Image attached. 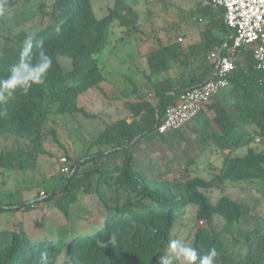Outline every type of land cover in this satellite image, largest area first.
I'll return each instance as SVG.
<instances>
[{"label": "trees", "instance_id": "trees-1", "mask_svg": "<svg viewBox=\"0 0 264 264\" xmlns=\"http://www.w3.org/2000/svg\"><path fill=\"white\" fill-rule=\"evenodd\" d=\"M95 1L113 7L99 18ZM156 1L176 17L153 21L146 33L132 0H0V264H161L191 206L207 222L193 238L198 257L215 249L214 264H264V226L250 228L257 206L224 192L211 197L228 182H264L257 44L241 49L229 85L198 115L161 133L167 108L215 77L218 60L209 57L224 56L237 33L213 0H188L189 8ZM117 29L128 42L139 45L138 34L151 42L134 59L141 65L115 56L100 65ZM154 140L171 162L181 155L177 173L154 157ZM61 154L69 171L46 178L43 169ZM213 157L220 167L201 168ZM40 205L56 212L53 231L17 218ZM232 231L244 253L231 248Z\"/></svg>", "mask_w": 264, "mask_h": 264}, {"label": "rangeland", "instance_id": "rangeland-1", "mask_svg": "<svg viewBox=\"0 0 264 264\" xmlns=\"http://www.w3.org/2000/svg\"><path fill=\"white\" fill-rule=\"evenodd\" d=\"M132 5L135 6L136 10L138 11L140 15L141 22L143 24L142 29L148 33L150 31V27L153 23V21H167L168 19L174 16V11L167 12L163 9V4H161L159 1H147V0H132ZM191 2L188 0H172L170 3V6H179L180 8H189L191 6ZM93 6L96 10V15L99 18H103L106 13H108L109 8L113 7L112 1H95L93 2ZM164 24V23H162ZM191 31L194 33V39L198 38L197 31V24L194 22L190 26ZM118 38V40H117ZM139 40V45L136 44V42H128V37L124 34L122 29L115 30V33L112 35V40L109 46L107 47L106 51H104L102 54L98 55L99 63L100 65L106 64L110 62V59H116L117 57L120 60H127L132 62V64L137 63L141 65L140 60H134L136 57H139V49H142V52H149L151 51V42H148L147 44L143 45L141 44V39L146 40L144 35L138 34L136 37ZM115 40L118 41L119 44L116 46ZM143 46V47H142ZM112 54V55H111ZM112 56V57H111ZM115 56V57H114ZM110 64V63H109ZM131 64V63H130ZM112 67L116 68L119 71H123L125 67H122L120 64L112 65ZM13 145V144H12ZM11 145V146H12ZM153 147L152 151L155 152L154 157L158 159L159 164L162 165L163 168H166L169 166V168H172L173 173H177L178 169L180 168L178 162L181 158V155H175L176 159L174 161H170L173 158L171 155V151L166 149L167 147L163 144H160L158 140L153 141ZM79 147V145H76V148ZM240 154H246V150H242L239 152ZM61 159L56 162V164L43 169V173L45 174L46 178H50L55 175L64 174L67 172H64L65 165L67 162L63 161L65 159L64 155H60ZM139 158L141 160H145L146 164L153 163V158L149 156V153L143 152L140 154ZM183 159V158H182ZM211 162L209 165L210 167H220L222 165V159H217L215 157L206 159L204 158L200 166L201 168H208V166L205 164L207 162ZM70 162V161H69ZM170 162V163H169ZM71 164V162H70ZM172 176H169L171 178ZM226 193L227 195L232 196L233 198H239V200L244 201L246 203H250L253 205H256V214H258V218L256 220H253L251 223L250 228H254L257 225L264 226V182L255 180V181H247V182H241V183H231L228 182L224 188L223 191H220L218 189L214 190L211 193V197L214 201H217L223 194ZM33 196H29L27 198H32ZM82 208V205H78L77 207ZM195 210L196 208L194 206L190 207V211L188 214L180 219V221L177 224V227L175 229V234L173 239H178L182 244L187 245L191 248H193V238L195 237V233L201 229L207 226V222L198 220L195 216ZM23 216L25 221L27 222L28 226H33V219H38L39 221H43L45 226V231H53L56 226V212L47 210L42 205L38 206L32 213H26L22 214L19 213L17 218H20ZM7 220H12V218L7 217ZM216 230L220 233L224 232L225 223L221 219H217L215 222ZM229 237L230 246L234 250H241L243 253L245 250L237 245L233 244L232 239L235 237H240L235 233V231H232V233H226ZM235 234V235H234ZM167 256H173V251L168 248L167 250ZM59 264H68L65 260V258H61L59 261ZM179 264V262H177Z\"/></svg>", "mask_w": 264, "mask_h": 264}, {"label": "built area", "instance_id": "built-area-1", "mask_svg": "<svg viewBox=\"0 0 264 264\" xmlns=\"http://www.w3.org/2000/svg\"><path fill=\"white\" fill-rule=\"evenodd\" d=\"M215 6L224 8L227 25L236 31L234 43L224 56L212 54L210 60H218L213 79L192 91L185 93L177 105L167 108L164 120L158 130L161 133L183 127L198 115L203 105L229 85V75L235 68L241 49L257 44L254 51L258 67L264 70V0H213ZM67 162V159H63ZM65 167L64 172H68Z\"/></svg>", "mask_w": 264, "mask_h": 264}, {"label": "clouds", "instance_id": "clouds-1", "mask_svg": "<svg viewBox=\"0 0 264 264\" xmlns=\"http://www.w3.org/2000/svg\"><path fill=\"white\" fill-rule=\"evenodd\" d=\"M51 61L49 60V64ZM5 113H0L4 115ZM168 248L173 251V256H162L161 264H195L199 259V264H214V258L217 256L215 249H211L207 255L199 256L194 248L182 244L178 239H171Z\"/></svg>", "mask_w": 264, "mask_h": 264}]
</instances>
